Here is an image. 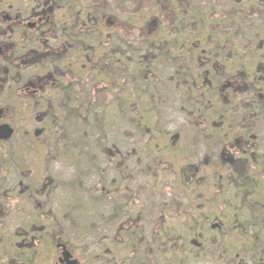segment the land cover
<instances>
[{
    "label": "rangeland",
    "instance_id": "374dc122",
    "mask_svg": "<svg viewBox=\"0 0 264 264\" xmlns=\"http://www.w3.org/2000/svg\"><path fill=\"white\" fill-rule=\"evenodd\" d=\"M92 8L91 16L98 11ZM190 36L191 44L201 43L198 55L189 53L193 48L185 41L181 66L174 69L186 78L171 74V69L166 75L158 46L139 56L142 65L153 62L144 59L147 53L157 60L156 67L151 66L154 73L145 70L148 77L140 80L144 71H135L130 53L118 63L113 54L101 61L98 49L78 51L73 61L53 66L54 57H46L49 52H45L42 61L20 63L11 71L0 62V109L5 110L0 123L15 130L11 140L0 142V264H59V246L78 264H155L157 260L173 264L167 263L170 253H163L164 245L187 259L189 253H197L190 256V264H225L211 254L215 248L230 253V237L235 242L243 234L254 242L260 240L259 234H264L260 215L251 217L252 203L243 202L236 188L226 183L228 176L233 179L240 171L234 153L247 144L239 137L231 149L233 137L222 139L223 116L215 114L226 111L225 99L196 72L210 50V35ZM13 41L19 46L15 53L19 59L27 46ZM249 41L260 42L257 31ZM40 79L48 83L40 82L43 89L36 94V106L23 90L39 89ZM146 82L156 89L138 103V91H146ZM187 82L206 84L196 91L201 97L180 84ZM151 95L154 100L148 102ZM127 98L133 112L140 108L155 115L152 124L160 136L156 149L146 147L148 140L123 111L122 101ZM240 115L224 114L226 127L235 122L239 126L235 132H244ZM252 136L251 141L260 139L264 145L263 131ZM184 168L192 170L186 173L187 184L181 174ZM220 186L232 192L234 210H242L240 232L231 226L219 229L206 218L214 209H223ZM195 217L200 218L198 225H193ZM166 231L167 239L162 235ZM190 235L200 243L211 239L203 244L205 256L190 245ZM236 251L239 256L240 248Z\"/></svg>",
    "mask_w": 264,
    "mask_h": 264
},
{
    "label": "flooded vegetation",
    "instance_id": "af4514ba",
    "mask_svg": "<svg viewBox=\"0 0 264 264\" xmlns=\"http://www.w3.org/2000/svg\"><path fill=\"white\" fill-rule=\"evenodd\" d=\"M92 7L98 11L91 16L88 11L94 9ZM255 31L258 43L249 41ZM193 34L198 37L210 35V50L202 56V69L198 67L196 72L208 80L207 83L211 82L216 94L225 99L226 111L215 114L223 116V120L218 122L219 127L223 126L222 139L230 141L233 137L230 143L236 144L240 137L247 144L241 152L234 153L238 154V158H233L240 171H235L233 179L228 176L226 183L232 184L233 188L245 187L250 183L245 176L257 166L260 167L258 176L262 181L264 145L262 140L255 138L251 141L249 137L253 138L252 132H264V0H0V62L8 68L17 67L20 63L31 64L32 60L42 61L45 52H49L46 57H54L51 62L54 66L70 59L73 61L75 52L98 49L101 61L109 60L113 54L120 63L126 61L130 53L129 63L137 71L139 56L156 46L160 49L162 45L168 76L181 66V57L185 54L183 46L188 40L186 35ZM13 40L27 46V52L19 59L15 58L19 46ZM196 42L192 51L194 55H198L201 47V43ZM144 56L148 62L147 57H153L151 53ZM51 78L49 76L47 80ZM48 81L41 82L40 79L36 83L44 85ZM180 84L185 88L183 83ZM43 85L40 84L39 89L23 90L36 106L39 103L36 94ZM203 86L206 84L194 82L192 88L196 92ZM196 95L201 97L199 92ZM0 110L1 119L5 110ZM228 112H241L240 128L244 132H235V128L239 131L235 122L226 127L224 114ZM251 117L258 122L254 123ZM247 118H251L250 124L246 123ZM182 177L184 183L186 174ZM236 191L237 194L240 191L241 200L250 205L243 191ZM192 241L196 240H190L192 247L201 246L199 242L196 241L198 245H195ZM164 250L167 251L165 245ZM58 262L66 264L62 257Z\"/></svg>",
    "mask_w": 264,
    "mask_h": 264
},
{
    "label": "trees",
    "instance_id": "16d2710c",
    "mask_svg": "<svg viewBox=\"0 0 264 264\" xmlns=\"http://www.w3.org/2000/svg\"><path fill=\"white\" fill-rule=\"evenodd\" d=\"M191 37L192 36L186 35V38H188L187 45L189 44L190 47L193 48L194 43L191 44V42H192ZM188 42H190V43H188ZM159 45H161V43ZM161 47H162V45L160 46L159 51H161V52L159 54L161 55L162 60H163L165 58V55L163 54L165 50L164 49L161 50ZM192 51L193 50H191V52ZM139 53H140V51H139ZM147 60H150L151 62L152 61L153 62L152 63L145 62V63H143V65L141 63H138V65H137V72H139L141 69H142V71H144V73L142 75H139L138 80L143 79V77H146V76L148 77L147 72H149V71H151L152 74L154 73V70L151 66L156 67L155 66L156 61H157L156 58L149 56V57H147ZM9 70L10 71L11 70H17V67H9ZM145 70H147V72H145ZM175 74H178L179 77L182 76V78H183V76H184V78H186V75L181 74V72H175ZM145 84H147L146 91H143L142 89H139V91H138L139 94H137V96L138 95L139 96L136 99V102H138V103L139 102L141 103V101L142 102L144 101L141 99L144 98L143 97L144 95L149 94L151 92V89L152 90L156 89V85H154V83H152V82H146ZM54 85L55 84H53L51 87H54ZM183 85L185 88H188L189 90L193 91L192 85L189 82L184 83ZM61 92L62 93L65 92V88H63ZM197 97H199V96H197ZM197 97H195V98L192 97V100H195ZM130 100H131V98H127V99H124L122 101L123 108H124L123 111L127 112L128 117L132 120V123L134 124L137 131L140 134H142L143 137H146V139L148 140L147 143L145 144L146 147H148V149H150V148L156 149V147L158 145V144L156 145V141L160 140V136L157 134L156 126L154 124H152L154 122L155 115H152V113H150V112H146V113L142 112L140 108H138L139 109L138 113H137V111L133 112V110H130L128 108V106L130 104ZM153 100H154V97H152V95H151L148 102H151ZM164 101H165V105L169 104L167 102V100L164 99ZM145 105L146 104H143L144 108H145ZM190 105H193V103H190ZM157 106L158 105H155V109L159 110V108ZM46 117L52 118L51 113H49V111L46 112ZM50 118H49V120H50ZM151 143L153 146L151 145ZM154 146H155V148H153ZM263 165H264V161H263ZM259 173H260V167L259 166L256 167V170H254V169L249 170V172L247 173V176H245V177H248V182H250V183H247L248 185H246L245 187L239 186L236 188V190H239V189L242 190L244 195L247 196L248 201H250L252 203L253 209L251 210L252 211L251 217H254L255 215L256 216L260 215V217H261V224L260 225H262L260 228V231L264 233V180L261 181V179L258 176ZM239 179H241V177H239ZM259 181H260V183H259ZM222 185H224V184H222ZM218 191L219 192L221 191L219 193V197L221 198V204L220 205H221V207H223L224 212H221V211H223V209L220 212H217V210L214 209L213 213L210 212L209 216H206L207 220L208 221L213 220L215 223H217V226L219 227V229H221V228L227 229L226 227L231 226V227L237 229L235 231L240 232V230L244 228V226H242V223H243V216L241 214L242 210L241 211L240 210H234V207L236 208V206L232 205V203L230 201L231 193H229L228 190H225V188L220 187L218 189ZM238 195L241 196L240 191H239ZM33 196L36 198V196H38V194L33 195ZM238 209H241V208H238ZM206 210L208 211V208H206ZM37 214H39V213H37ZM199 219H200L199 217L193 218V220H192L193 225H198ZM50 221H52V220H50ZM233 228H231V229H233ZM162 235L164 236V238L167 239L168 238L167 236H170V232L168 233L166 231ZM244 237H245V234L242 235V237L239 239L238 242L231 240V237H230V239H229V241H230L229 242L230 253L229 252L228 253L227 252L220 253L215 248L213 254H211L212 257H214V259L218 260L219 262L220 261L225 262V264H264V234H263V236H260V234H259L260 240L255 241V242L252 241L250 238H247V237L244 238ZM190 240H196L197 241V238L194 235H192V236L190 235ZM208 240L210 241L211 239L210 238H207V240L205 239L204 243L199 242V244L201 246L199 248L193 247V249H196L198 252L203 251L204 256H205L207 254V252L204 250L205 247L203 248V244L208 245V243H209ZM237 248H240L239 256H235L237 254V251L235 252V250H237ZM166 250L168 253H170L167 256L171 257L170 259H169V257L166 258L167 263L173 262V264H178L180 261V263H182V264H190L192 262V258H191L192 255L194 254V256H198L197 253H192L190 251L191 253H189V254L191 257L189 256L187 259V257H185L187 255L183 254L184 252H182L183 255L180 257V256H176L175 252H173V251L170 252L168 249H166ZM250 252H251L250 258L252 260L248 259V262H244V260H245L244 257L247 258L248 255L250 254ZM163 253H165V250L163 251ZM164 261H166V260H164ZM155 262L157 264H161V263H159L158 260Z\"/></svg>",
    "mask_w": 264,
    "mask_h": 264
},
{
    "label": "water",
    "instance_id": "95a60500",
    "mask_svg": "<svg viewBox=\"0 0 264 264\" xmlns=\"http://www.w3.org/2000/svg\"><path fill=\"white\" fill-rule=\"evenodd\" d=\"M2 113V110H0V115ZM14 130L7 124L0 125V141H8L13 138ZM190 168H184L182 170V174L191 173ZM185 177V176H184ZM189 182L188 178L184 179V184H187ZM195 245H198L196 241L193 242ZM63 250L62 258L66 261V264H77V262L73 259H71V255L65 250L63 246H60ZM10 264H20L16 263L15 261H11Z\"/></svg>",
    "mask_w": 264,
    "mask_h": 264
}]
</instances>
